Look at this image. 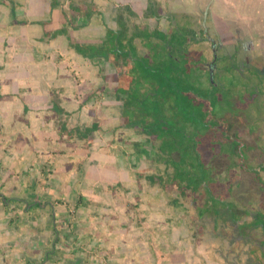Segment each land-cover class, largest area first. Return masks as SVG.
<instances>
[{
    "label": "trees",
    "instance_id": "obj_1",
    "mask_svg": "<svg viewBox=\"0 0 264 264\" xmlns=\"http://www.w3.org/2000/svg\"><path fill=\"white\" fill-rule=\"evenodd\" d=\"M123 10L117 27H108L100 41H72L70 47L115 68L102 74L112 86L88 92L85 100L112 95L121 103L118 118L71 126L61 99L49 118L74 147L90 148L105 124L137 136L130 169L141 190H155L161 209L187 225L195 244L188 264H208L199 245L213 261L261 264L253 250L236 254L233 243L251 244L254 230L264 236V56L240 58V42L227 49L204 23L176 10L171 28L150 29L148 20L158 15L154 2L143 10L145 24L131 6ZM84 158L74 157V171Z\"/></svg>",
    "mask_w": 264,
    "mask_h": 264
},
{
    "label": "rangeland",
    "instance_id": "obj_2",
    "mask_svg": "<svg viewBox=\"0 0 264 264\" xmlns=\"http://www.w3.org/2000/svg\"><path fill=\"white\" fill-rule=\"evenodd\" d=\"M166 1L167 0H157V2H155V0L80 1L83 2L84 5H91L89 6L90 9H88L87 11H92L89 12V14L93 15L94 17H92L93 19H91V22L93 24H91L90 27H85L77 33L81 34L80 38L86 39L90 37L91 33L89 32L91 31V27L97 26V35L99 37L104 36L107 33L108 27H117V24L119 22L118 14L120 15V12L124 11V7L128 5L138 13L137 16H139L140 21L138 20V18H136L137 22L145 24L146 20L144 19L147 17V15L144 14L143 10L144 8H147L148 4L154 2V7L158 11L156 19H158L157 21L159 22V24L153 17H151V19L149 20L146 18L148 20V23L146 25L150 29L156 26L163 27L165 29L171 28L173 25V20L172 18H170V16L172 15L171 12H174V10H176L181 13L183 12L184 14H190L192 16V19L196 20V23L201 22L204 23V25H207V29L211 33H213L212 36L220 40L224 44V46L227 47V49H230V47L234 46L235 41L240 42L241 45L238 52L240 58H244V55L257 56L258 54L264 56V25L259 23L258 18H255L256 15H259L258 11H260V9L256 10L248 6V8L243 9L242 15H235L233 9L225 10V6L226 8L227 6L231 8L237 6V4L234 3V0H216V3H214L215 7H211V9L209 8L206 14L208 6L207 3H209L210 1L213 2L214 0H182L181 2L184 3H178L177 1H174V8L171 7L170 3ZM250 1L252 0H248V2ZM258 1V3H260L258 5L261 6L263 1ZM96 7L99 9V19L95 18L96 13L95 11H93ZM238 7H241L240 1H238ZM74 9L75 4L72 6V9L64 12L65 14L63 18H66L71 11H74ZM168 9H171L172 11H168ZM78 10L79 7H76L75 11L77 12ZM178 17L183 18V15L181 14ZM77 19H83L84 24L87 22L85 21L86 19L82 18L80 15L77 16L75 22H79L76 21ZM206 19L207 22L205 24ZM142 20L143 22H141ZM60 24H62V22H60ZM62 26L65 27V25L63 24ZM217 34L221 35V37H219ZM93 35L96 39H99V37H97L95 34ZM142 41L143 42L141 45V49L145 52L147 51L148 53V49L143 45L144 40ZM94 43H96V41H94ZM55 50L56 49L54 48H50L49 50L40 49V53L45 52L40 58L36 56V58L40 62H35L34 65L31 63L30 66H27V68L30 69L33 75H37V70L43 71L41 72V76L38 77L45 83L48 82L51 77L52 79H55L57 77V81L62 82L65 78L59 80L58 78L60 77V75L68 76L67 82L65 83V87L68 89L66 91V96L68 100H75V103L73 104V101L72 105H68V108L75 112L76 109H79V113L74 116L72 114V116L74 117L73 119H76L79 114L78 118L80 117V119L78 121H81L80 124L82 126L85 125L86 121L91 122L93 120H96V118H118L117 114L120 109L121 103L115 97H113L112 95H107L106 93H98L95 98L84 101V104H86L85 106H80L81 100L85 99V96L88 92L108 84L102 74L112 72L115 70V68L107 61L104 62L100 59L92 61L88 57H84L82 55L78 59H67L68 62L65 63V66H63L64 62H62L61 65H51V63L54 62L55 59L57 60V56L59 54L62 57V51L56 52ZM49 52L51 53V55H53V57L47 58V55H50ZM48 64L50 65V68L54 70L52 73L47 68ZM17 65L19 67L26 66V62ZM7 67L10 68L11 64L8 63ZM46 69L47 71H49V73H51L49 74L51 77H46ZM56 70L59 71L57 74H55ZM48 85L50 84L43 85L47 96L49 93V91L47 90ZM108 85L112 86V82H110ZM110 86L107 89H111ZM18 107L21 106L19 105ZM93 108L95 110V113L91 111ZM1 114L8 115L9 109H0V115ZM76 124L79 123L72 120L71 117L70 125L73 126ZM109 125L111 124H105L104 130ZM58 128L59 130H61L60 126H58ZM126 131L127 130L119 129L115 133L111 131L105 132L104 134L98 132L97 134L99 136H103L102 141L104 142L102 145L101 143H99V145L101 146H99L97 142L96 146L93 148L90 147L86 149L83 147H74L69 144H67L66 147L65 144H62L58 145L60 146L59 148H56L58 152L49 150L48 157L50 158L46 160V164H43V166L39 165L38 171H36L37 174L40 173L45 179H37L35 181L34 175L33 177L35 182L33 181V178H31V175L29 173L26 180L22 183L20 182V177H17V175L14 174H9V169L11 167H16L13 169L17 171H21V169H23L22 167L25 161L31 160L30 151L28 153H23L24 156H27V158L21 160L19 157L21 161H18L13 157V154H10L9 151L1 149L0 175H3V177L10 175L11 177H8L6 185H0V191L5 192L8 195L7 197L12 198L13 196H16L25 197L27 199L25 201H8L7 203L9 205L3 204V207L6 206V210H15L16 212L13 214L14 218H19V212H23L26 207L28 209L31 207V205H29V207L27 205V202L29 201L30 203H34L33 207L36 210L37 202L42 200L41 198L47 199L48 197V184L45 186L46 181L49 180L50 176H54L55 174L54 168L52 166H49V164L52 165L54 163L56 165H66L65 161H74V157L87 156L88 158H84V165L81 170L84 173H87V175H91V177H86V181H83L82 179L77 180L75 185L73 184L71 187L73 191L71 190L67 194L62 195V199H65V202L63 204L66 206V208H68V210H66L67 214L72 216L73 220L75 218L81 220V214L84 213L82 210L90 209L92 207L91 203L88 204V207L84 205V202L90 199L91 194L99 193L102 197H104L103 201L107 203L114 186L116 188H120V191L123 194L121 198L124 199L125 205L124 209H114L112 205H106L105 210L107 213H104V215L97 218L98 220H100V227L103 229V231L97 235L95 233L96 237L94 241L98 242L100 238H103V242L106 243V238H108V240H110V238L115 239V242L112 246L114 256L112 257L113 253H111V255H107L106 253H108L109 249L103 245L104 248L100 249L104 252H101L99 254L103 259H99V261L103 262V264H121L123 258L119 255V252L122 250V248H125L126 250L123 253H125L128 258H141L142 255L147 262H144V264H150V261L153 262V260H156L157 264H188L189 260L195 252V244L193 242H190L188 238L189 236H187L188 227L185 222L178 217L179 214L170 213L167 211L165 212L163 211V208L161 209V196L160 194H157L155 190L147 192V190H141L139 188L138 180L130 169L128 159V156L133 154L134 147L132 146V141L137 136L131 133L129 134ZM112 140L115 142L114 144L113 142H111ZM4 143L6 147H8V149L13 148L11 142H8L7 139H4ZM105 146L107 147V149H104L103 151L99 150L98 152V148H103ZM72 147L74 148L72 149ZM124 148H128V151L124 152ZM94 152L95 154H93ZM23 154H20L19 156H23ZM63 154L66 155L67 158H65ZM135 156H133V158H135ZM113 169L117 170V173L120 176L119 182L113 181V179L116 178V172L114 174ZM24 171L25 170L23 169V173ZM87 182H90L91 185H87ZM10 185H16V190H11L9 188ZM95 186L96 188H99V190H97ZM2 187H4V190H2ZM80 190L83 192H81ZM80 192L81 195H79ZM81 196L83 197L82 199H80ZM137 203H140V205L136 206ZM31 210L32 209L28 210V212L30 211V213H32L35 211L34 209L32 211ZM120 210L122 211L120 212ZM16 214L18 217H16ZM9 217L5 218L9 220ZM128 224L131 225L132 228L126 227ZM54 227L56 226L54 225ZM69 229H71V226L69 224H66L63 227V230L69 231ZM254 231L256 238L255 241L248 245H243L238 241L234 242L233 250L237 252L236 254H241L244 249L246 251L253 250V257L261 262V264H264V244L262 242L264 236L259 230ZM4 235H6V233L0 234V264H13V258L16 259L19 264H28V258L25 259V257H22V259H20L21 257H19L21 253L25 254V251L19 250L17 248L5 247L7 246V240L6 236ZM49 235L50 236L46 237L44 241H46V245L51 248L53 247L52 244H54L52 242L54 230H51L49 232ZM27 239H29L30 241V238L27 237ZM20 243L22 245L24 241L22 242V240H20ZM155 246L158 247L155 248ZM139 248L141 249L139 250ZM197 249L200 253H203L206 256V259H208V264H224L220 261L218 262L211 260L213 258L208 257L205 246L199 245ZM88 252L89 251L84 253L87 254ZM27 254L30 258H34L28 252ZM59 257L60 255H53L54 259H57ZM91 261L92 257L88 260V263L91 264ZM58 263L59 262H57L56 264Z\"/></svg>",
    "mask_w": 264,
    "mask_h": 264
},
{
    "label": "crops",
    "instance_id": "obj_3",
    "mask_svg": "<svg viewBox=\"0 0 264 264\" xmlns=\"http://www.w3.org/2000/svg\"><path fill=\"white\" fill-rule=\"evenodd\" d=\"M80 1L83 0H0V109H9L8 115H0V150L9 151L18 161L27 158L23 153H28L30 151L31 160L25 161L22 167L25 170L24 173L23 169H21V171L13 169L16 167H11L9 169V174L20 177L21 183L26 180L28 173L31 175V178H33V181L34 177L35 181L37 179H45L40 173L37 174L36 171H38L39 165L43 166V164H46V160L50 158L48 157L49 150L58 152L56 148H59L60 146L58 145L62 144H65V146L67 144L74 146L68 139V135L59 130L58 125L55 123V119L49 118L53 107H55L56 99H61L59 104L63 106L67 112H71L69 115L70 119L72 117V120L77 121L79 124L81 122L78 121L80 119V117L78 118L79 114L76 119H73V116L79 113V109H76L75 112L68 108V105H72L73 101V104L75 103V100H68L66 96V91L68 89L65 87V83L67 82L68 76L60 75L58 78L59 80L65 78L62 82H58L57 77L52 79L49 74L54 70H52L48 64L47 68L51 73L46 69L45 72L47 73L45 74H47L46 77L50 76L51 79L45 83L38 77L41 76V72L43 71L37 70V75H33L27 66H30L31 63L34 65L35 62H40L36 56L40 58L45 53L44 51H42L44 53H40V49L49 50L50 48L56 49V52L62 51V57L59 53L57 56V60L61 62L55 59L51 65H61L62 62H64L63 66H65V63L68 62L67 59H78L81 57L80 53L70 48L72 41L82 44L85 42L98 41L103 37L97 35V26H94L91 27V31L89 32L91 33L90 37L86 39L80 38L81 34L77 32L85 27H90V25L93 24L91 19L94 17L93 15L88 16L87 14V10L90 9L89 6L91 5H84L83 2ZM174 1L184 3L181 2L182 0H167L166 2H169L171 7L174 8ZM238 1L241 2V7H238ZM261 1L264 3V0ZM155 2H157V0H155ZM258 2V0H252L250 2H248V0H234L237 6L232 8L229 6L226 8L225 6V10L233 9L235 15H242L243 9L248 8V6L256 10L260 9V11H258L259 15H256L255 18H258L259 23L264 25V4L262 3V5L259 6L258 4L260 3ZM214 3H216V0L207 3V9H211V7L214 8ZM74 4V11L68 14L70 19L63 18L64 12L72 9ZM76 7H79L77 12L75 11ZM94 11L96 13L95 18L99 19V9L96 7ZM78 15L86 19L85 21L87 22L84 24L83 19H77L76 21L79 22H75ZM60 22H62L65 27H63ZM62 28L66 32H60L59 30ZM92 33L99 37V39H96ZM49 54L47 58L53 57L50 52ZM25 62L26 66L19 67L17 65ZM8 63L11 64L10 68L7 67ZM58 72L59 71L56 70L55 74ZM44 84H50L47 86V90L49 91L48 96L45 93ZM84 101L86 100H81L80 106L83 107L86 105ZM19 105L21 107H18ZM106 130L107 131L103 130L104 132H96V139L91 145L92 148L96 146L97 142L98 145L99 143H101V145L103 144V136H99L97 133L101 132L104 134L109 131L107 127ZM111 132L115 133L114 131ZM4 139H7L8 142L10 141L13 148L8 149L4 143ZM114 143L113 141V144ZM73 148L74 147H72V149ZM104 149H107V147H100L97 150L99 152V150L103 151ZM20 154H23V156H19ZM93 154H95V152ZM63 156L67 158L66 155L63 154ZM83 157L88 158L87 156ZM71 162L72 161H65L66 165L49 164V166L54 168L55 174L54 176H50L49 180L45 183V186L48 184L47 199L40 197L42 200L37 202L36 210L33 207L34 203H30V201L27 202L28 207L29 205H31V207L29 209L26 207L23 212H19V218L13 217V214L16 212L15 210H6V206L3 207V204L9 205L7 203L9 200L25 201L27 199L25 197L13 196L11 199L7 200V198L3 196V194L6 193L0 191V234L6 233L4 236H6L7 246L5 247L17 248L25 251V254L21 253L19 257H21L20 259H22V257H25V259L28 258V264H56L57 262H59L58 264H89L88 260L91 259V257V264H103V262L99 261V259H103L99 254L104 252L100 249L104 248V246L109 249L106 254L111 255V253H113L112 257L114 256V252L112 251V246L115 242L114 238H110V240L106 238V243L103 242V238H100L98 242L94 241L96 237L95 233L97 235L103 231L100 227V220L97 218L107 213L105 210L106 205H112L114 209H124V199L121 198L123 194L120 188L114 186L107 203H105L103 201L104 197L99 193H92L90 199L84 202L85 206L88 207V204L91 203L92 207L82 210L84 213L81 214V220L77 218L73 220V217L67 214L66 210H68V208L63 204L65 199H62V195L67 194L71 190L73 191L71 187L73 184L75 185L77 180L82 179L86 181V177L89 178L91 175H87V173H84L82 170L78 172L74 171ZM113 171L114 174L116 172V178H114L113 181L119 182L120 176L117 170L113 169ZM10 175L4 177L0 175V185H6L8 177H11ZM89 183L90 182H87V185H91V183ZM4 187H2V190H4ZM16 187V185H10L9 188L15 191ZM96 189L99 190V188ZM81 192L79 195H81ZM30 209H34L35 213L28 212ZM121 211L122 210H120V212ZM5 217H9V220ZM16 217H18L17 214ZM66 224L71 226L69 231L63 230ZM54 225L56 227H54ZM126 227L132 228L129 224ZM51 230H54V236L52 237V242L54 244H52V249L49 248L48 245H46V241H44L46 237L50 236L49 232ZM26 236L30 238V241ZM19 239L22 240V242L24 241L22 245ZM157 247L158 246H155V248ZM140 249L141 248H139V250ZM125 250V248H122L119 252V255L123 258L121 264H144V262H146L142 255L141 258H128L127 255L123 253ZM26 251L34 258H30ZM87 251H89V254L84 253ZM53 255H60V257L54 259ZM13 259V264H19L16 259ZM150 264H157V262L153 260V262L150 261Z\"/></svg>",
    "mask_w": 264,
    "mask_h": 264
},
{
    "label": "clouds",
    "instance_id": "obj_4",
    "mask_svg": "<svg viewBox=\"0 0 264 264\" xmlns=\"http://www.w3.org/2000/svg\"><path fill=\"white\" fill-rule=\"evenodd\" d=\"M178 10H183V9H178ZM208 10H209V9H207L206 14H207ZM206 22H207V19H206V21H205V24H206ZM206 27H207V25H206Z\"/></svg>",
    "mask_w": 264,
    "mask_h": 264
}]
</instances>
